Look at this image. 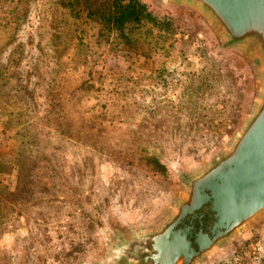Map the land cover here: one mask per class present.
Returning <instances> with one entry per match:
<instances>
[{"label":"rangeland","instance_id":"374dc122","mask_svg":"<svg viewBox=\"0 0 264 264\" xmlns=\"http://www.w3.org/2000/svg\"><path fill=\"white\" fill-rule=\"evenodd\" d=\"M61 1L32 0L26 11L21 0H0V13L14 15L5 21L21 26L8 40L36 47L54 38L74 42L77 20L60 17ZM140 1L153 18H173L175 29L163 33L144 20L127 36L102 30L101 48L87 29L92 81L107 91L117 86L129 98L116 107L98 105L115 130L108 124L103 137L83 145L65 141L55 156L49 149L55 171L39 161L47 173L38 176L34 193H25L20 209L6 205L1 213L0 264H101L119 237L163 222L182 195L183 178L222 154L249 120L259 93L251 59L225 47L199 10ZM70 51L57 64L56 93L63 100L87 71ZM7 108L13 111L10 103ZM10 119L0 114V201L16 186L17 170L9 169L17 155L47 152L45 134ZM50 174L52 183L44 180ZM198 264H264V216Z\"/></svg>","mask_w":264,"mask_h":264},{"label":"water","instance_id":"95a60500","mask_svg":"<svg viewBox=\"0 0 264 264\" xmlns=\"http://www.w3.org/2000/svg\"><path fill=\"white\" fill-rule=\"evenodd\" d=\"M160 1L199 10L225 47L251 59L259 77L242 131L212 162L183 178L182 195L163 222L127 238L137 246L128 250L127 264H198L264 216V0Z\"/></svg>","mask_w":264,"mask_h":264},{"label":"trees","instance_id":"16d2710c","mask_svg":"<svg viewBox=\"0 0 264 264\" xmlns=\"http://www.w3.org/2000/svg\"><path fill=\"white\" fill-rule=\"evenodd\" d=\"M25 3L29 5L26 11L33 6L32 0H21L20 4L25 7ZM60 5L61 18L67 17L69 13L73 15L74 20H77L74 42L70 41L67 45L61 40L56 41L55 38L39 43L38 47L32 43L27 45L20 42L19 37L8 40L12 38V35L14 37L17 35L21 26L5 21L8 16L13 18V11L7 16L0 13V43L6 50L10 49L9 57L5 58L4 63L3 57L7 51L0 46L4 51L0 53V114L7 119L11 118L10 121L16 120V123L25 130L32 129L45 134L41 147L47 151L38 153L36 149L31 148L28 153L22 152L17 155L15 166L9 169L11 172L15 168L17 170L16 186L1 197L0 217L3 216L1 213L6 209V205L16 210L25 202V193H34L33 188L38 183V176L40 173H47V170L40 166L41 161L52 169V159L47 155L49 149H53L54 153L51 155L55 156L60 147L65 145V141L69 143H73V140L81 141L83 145V141L103 137L107 132L105 128L108 124L111 130H115L114 122L104 118L100 113L102 111L99 112L97 109L98 105L103 103L104 108L116 107L119 101L128 100L129 95L123 93L124 91L117 86L107 91L106 88L92 81L93 72L90 68L92 66H88L89 62H87L92 58L87 54L91 50L89 48L91 44H87V29L96 32V36H92L96 39L91 43L93 46L96 43L97 47L101 48L102 30L105 31L104 33H107L106 29L109 32L117 31L127 36L139 27L134 25H141L144 20L151 21L152 27L163 33L169 28L176 27L173 18L159 21L150 16L146 6L140 0H113L112 3L109 0H62ZM22 10V6L16 8L15 15ZM95 18H101L105 23H96L93 21ZM98 25L101 27L98 28ZM89 26L91 28H88ZM69 48H71L69 53H76L79 60L83 58L82 62L77 61V65L80 63L87 71L84 78L74 81L69 96L63 100L56 93L59 76L57 64ZM16 53L18 57H15ZM102 93L107 95L104 96ZM113 93H117V96L113 97ZM9 103L13 111L8 110ZM18 116H24L25 119L17 118ZM8 122L9 120H5V124ZM106 137L112 139V136ZM38 154L42 156H39L42 160L38 158ZM156 162L157 166H161L160 162ZM4 165L5 162H3ZM52 171L55 170L52 169ZM44 180L48 183L55 181L52 174L45 176Z\"/></svg>","mask_w":264,"mask_h":264},{"label":"flooded vegetation","instance_id":"af4514ba","mask_svg":"<svg viewBox=\"0 0 264 264\" xmlns=\"http://www.w3.org/2000/svg\"><path fill=\"white\" fill-rule=\"evenodd\" d=\"M207 223V220L204 219ZM143 233V232H141ZM148 236L144 234L141 238H137V242H141L142 239H146ZM137 246L130 244L127 239L118 238L113 246L108 248L106 253V257L101 264H127L128 260L125 258L126 256L129 258L130 252L128 250L135 249Z\"/></svg>","mask_w":264,"mask_h":264}]
</instances>
